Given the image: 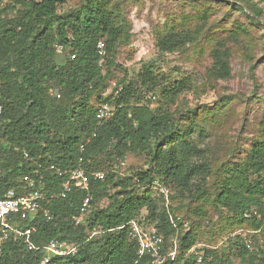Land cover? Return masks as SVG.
<instances>
[{
    "label": "trees",
    "instance_id": "obj_1",
    "mask_svg": "<svg viewBox=\"0 0 264 264\" xmlns=\"http://www.w3.org/2000/svg\"><path fill=\"white\" fill-rule=\"evenodd\" d=\"M10 1L0 16V198L8 191L22 193L23 175L42 178L39 187L51 218L35 220L32 241L44 246L56 239L76 246L74 255L52 256L47 264H152L149 257H138L137 244L129 235V222L140 223L142 210L147 211L144 221L163 238L165 250L176 245L175 259L161 264H197L199 251L192 253L199 241L197 232L183 231L177 209L164 206V198L155 199L151 190L157 184L168 191L170 200L193 202L207 194L209 177L210 204L231 216L232 232L247 233L250 243L233 235L219 250L205 249L200 264H228L229 256L254 264L262 253L256 236L247 230L264 233V119L242 159L212 173L206 150L192 138L194 132L206 134L195 121L198 113L190 110L177 117L169 110L179 95L191 90L189 79L158 84L155 65L148 63L139 74L141 85L159 95L163 105L151 108L141 103L138 89L124 79L110 96H103L116 69L125 71L116 59L118 49L129 45L132 36L117 2L80 0L76 8L60 13L66 0ZM175 27L156 34L158 53L183 52L195 42L196 32ZM98 42L103 54L98 53ZM56 44L63 47L62 53ZM211 58L209 76L229 78V53L223 45L213 49ZM101 104L112 105L115 111L98 123L95 116ZM87 139L90 142L80 153L79 146ZM127 154L144 156L145 168L119 175L114 165ZM80 156L83 168L104 172L105 177L91 181V211L75 225L84 193L74 189L65 198L51 199L64 179L44 168L76 167ZM42 259L41 252L26 250L20 241H9L0 250V264H40Z\"/></svg>",
    "mask_w": 264,
    "mask_h": 264
},
{
    "label": "rangeland",
    "instance_id": "obj_2",
    "mask_svg": "<svg viewBox=\"0 0 264 264\" xmlns=\"http://www.w3.org/2000/svg\"><path fill=\"white\" fill-rule=\"evenodd\" d=\"M79 1L66 0L65 4L59 6L58 12L76 8ZM113 2L119 4L131 24L132 36L129 45L118 49L116 59L125 71L116 69L114 79L103 96H110L114 86L124 79L126 85L133 83L138 89L137 97L141 103L151 108L163 105L159 95L148 93L149 89L141 85L139 74L148 63L155 65L158 84L189 79L191 90L179 95L175 105L169 107L170 112L177 117L186 115L190 110L198 113L195 121L198 127L205 129L206 134L199 136L198 132H194L192 138L206 150L212 173L222 164L242 159L264 119V0ZM239 6L242 11L238 9ZM252 11H257L259 15L255 16ZM8 15L12 16V13ZM169 25H175L178 30L196 32L195 42L183 52L158 53L156 34ZM219 45H223L229 53L230 77L226 80L214 79L208 74L213 63L211 53ZM124 163L123 166L114 165L121 176L145 168L142 155L127 154ZM212 181L211 177L207 180V194L193 202L187 198L170 200L169 194L164 196L161 193L164 188L157 184L151 190L155 199L164 198V206L177 209L174 213L181 218L183 231L192 229L197 232L199 241L194 247L200 253H204L205 249L219 250L228 238L240 231L236 229L232 232L231 216L210 204ZM101 205L104 206V202ZM146 215V210L140 212V223L145 228H151L144 221ZM247 232L256 236L262 253H259L260 257L254 264H264V233ZM228 259V264H242L233 256Z\"/></svg>",
    "mask_w": 264,
    "mask_h": 264
},
{
    "label": "built area",
    "instance_id": "obj_3",
    "mask_svg": "<svg viewBox=\"0 0 264 264\" xmlns=\"http://www.w3.org/2000/svg\"><path fill=\"white\" fill-rule=\"evenodd\" d=\"M10 3V0H0V16L3 15L4 11H8L6 9ZM97 48L98 53L103 54L102 42H98ZM55 49L58 53L63 52V47L59 44L55 45ZM74 58V54L70 55L71 60ZM55 97L59 98V95L55 94ZM114 111V106L101 104L97 108L96 120L98 123L107 120L113 116ZM92 137L94 138L95 134ZM89 142L90 139H87L85 143L79 146L80 153L84 152ZM24 158L28 159V155L24 154ZM82 163L83 157L80 156L76 167L62 168L54 164H49L44 168L50 174L64 179L59 192L50 195L51 199L56 196L65 198L74 189L84 193L78 209V218L74 222L75 225L81 224L91 211V194L89 193L91 181H102L105 177L104 172H91L86 170L81 166ZM124 164V159L118 161V165L123 166ZM21 180L24 189L22 193L16 194L13 191H8L3 198H0V250L9 241H20L26 250L39 251L43 254V259L40 264H47L52 256L64 257L74 255L76 253V246L68 245L64 241L51 239L44 246L34 244L32 235L35 232V220L41 217L48 221L51 215L48 208L44 206L47 197L39 187L42 178L36 179L26 174L22 176ZM161 193L167 196L168 191L163 189ZM128 227L130 238L137 244L139 258L147 256L152 260V264H161L166 259H175L176 245L174 244L171 248L165 250L163 238L156 233L154 228H145L137 221L129 222ZM235 235H240L247 246L249 245L250 242L247 239V233L239 231ZM192 253H195V248L192 249ZM195 255L197 256V264H200L202 261V253L196 252Z\"/></svg>",
    "mask_w": 264,
    "mask_h": 264
}]
</instances>
